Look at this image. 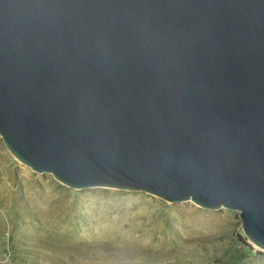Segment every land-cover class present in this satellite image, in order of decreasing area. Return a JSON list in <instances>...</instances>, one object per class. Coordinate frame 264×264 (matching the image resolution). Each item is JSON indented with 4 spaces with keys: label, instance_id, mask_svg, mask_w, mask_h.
I'll list each match as a JSON object with an SVG mask.
<instances>
[{
    "label": "water",
    "instance_id": "obj_1",
    "mask_svg": "<svg viewBox=\"0 0 264 264\" xmlns=\"http://www.w3.org/2000/svg\"><path fill=\"white\" fill-rule=\"evenodd\" d=\"M0 137L71 188L237 211L264 249V0H0Z\"/></svg>",
    "mask_w": 264,
    "mask_h": 264
},
{
    "label": "rangeland",
    "instance_id": "obj_2",
    "mask_svg": "<svg viewBox=\"0 0 264 264\" xmlns=\"http://www.w3.org/2000/svg\"><path fill=\"white\" fill-rule=\"evenodd\" d=\"M0 264H264L237 211L141 191L75 189L0 137Z\"/></svg>",
    "mask_w": 264,
    "mask_h": 264
}]
</instances>
